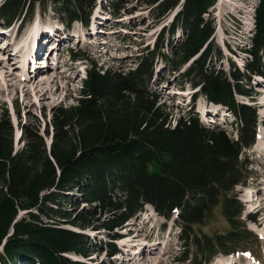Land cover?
I'll return each instance as SVG.
<instances>
[{"label":"trees","instance_id":"1","mask_svg":"<svg viewBox=\"0 0 264 264\" xmlns=\"http://www.w3.org/2000/svg\"><path fill=\"white\" fill-rule=\"evenodd\" d=\"M128 1H112L109 9L116 16ZM147 1L157 2L158 15L178 3L180 10L157 45L138 55L135 66L114 69L92 63L75 103L52 108L51 133L49 128L45 132L51 134L49 147L38 130L25 128L24 144L14 151L11 122L6 111L0 113V264H90L65 254L88 257L101 248L108 253L102 263L111 264L110 257L119 251L113 240L145 204L166 218L176 213L185 247L175 257L181 264H200L205 253L235 252L241 232L253 237L243 226L234 187L249 177L242 150L255 140L257 116L252 106L235 99L237 94L251 97L244 82L264 75V0L255 4L251 47L243 49L250 58L241 67L231 62L228 73L211 63L223 58L211 41L215 26L206 18L217 0ZM37 3L56 5L68 21L85 22L94 0H3L0 21L25 20ZM175 32L182 38L177 44L168 40ZM160 47L167 53H160ZM69 54L74 58L81 52L69 49ZM157 56L166 65L175 63L173 68L187 64L181 79L200 87L210 103L234 113L240 123L237 140L219 125L205 126L197 114L174 122L169 118L153 90ZM69 206L85 210L71 214ZM218 206L229 230L200 240L192 225ZM22 209L24 216L16 219ZM94 222L107 237L98 245L63 226L85 228Z\"/></svg>","mask_w":264,"mask_h":264},{"label":"rangeland","instance_id":"2","mask_svg":"<svg viewBox=\"0 0 264 264\" xmlns=\"http://www.w3.org/2000/svg\"><path fill=\"white\" fill-rule=\"evenodd\" d=\"M251 1L254 0H217L206 14L207 20L211 21V24L213 23L215 26L211 39L213 46H218L223 56L220 61L214 60L211 63L215 64L217 69L226 73L229 71L231 62L241 67L248 57L243 49L251 47L248 45L250 43L248 37L252 35V31H249V28L253 25L251 16L253 15L254 6L251 5ZM107 3L104 1L99 2V0L94 1L89 12V30L81 29L84 24L79 21L72 22L62 18V15L56 10L57 8L55 9L57 6L51 3L47 4L46 8L37 3L32 6L33 12L31 14L27 12L25 20H30L31 28L22 26L21 30H19V21L17 23L14 21L7 26L8 28L0 29L1 36L10 39L16 34V37L19 38L18 43H21L28 40L27 38H29L31 31L35 28L40 31L42 27L51 31L48 25L55 29V38L58 36L66 38L67 36H64V31H66L65 23H70L68 37L76 40L77 45L84 53L79 60L74 61L69 58V53L63 52L65 48L53 50L52 56L57 59V64L47 69L41 68L37 72L21 69L17 59H8L9 57L5 60L0 59V113L6 111L11 122L14 135V151L20 149L24 144L25 136L23 130L25 128L38 130L45 144L50 141V135L47 136L45 132L48 128L50 130L49 120L52 115V108L60 104L72 105L75 103L78 97V89L81 87V80L92 63L114 69H120L124 66H135L138 54L157 45L164 28L163 26L168 25L175 18L178 10H180V4L178 3L171 11L158 15L156 10L157 2L129 0L124 3L125 7L121 9L119 14L113 16L112 10L105 6ZM232 16L238 22V25L233 23L230 18ZM88 31L93 32L87 33ZM39 34H42V32L40 31ZM80 34H83V36L80 39H76ZM98 35H101L105 40L98 41ZM163 35L165 37L166 33H163ZM119 37H122L123 40ZM180 38V33H175L174 38H170L169 42H175ZM175 44H177V41ZM79 47L75 48V50L79 49ZM10 48L13 50L12 46ZM166 50L165 47L159 48L160 53H167ZM5 53L7 56L11 55L9 50ZM169 53H171L170 50ZM0 55L2 56L3 54L0 53ZM156 59L153 90L157 92L160 103L166 105L167 111L171 114L169 118L174 122L178 117L190 115L188 113L189 105L186 102L191 100L195 89H192L187 82L181 79L185 65L173 68L172 65L175 63L168 62V65H166L161 57L157 56ZM51 63L55 64L53 61ZM207 67L209 68V63H207ZM44 73L47 75L46 81L48 83L42 86L41 92H36L34 88L41 82L42 76L40 75H44ZM24 80L29 81L27 88L23 86L25 84ZM7 83H14L15 85L8 87ZM258 83L263 85L253 88V85ZM244 85L248 86L246 82H244ZM46 88L48 90L45 93ZM248 88L254 94L255 101L252 104L256 108L258 121L261 122V125L258 128V137L255 145L246 152L249 159L246 161L249 177L244 186L240 185L235 188V194L238 199L244 202L245 206L242 203L243 207L247 208L244 215L247 210L251 209L259 212L255 222L245 221L243 226L246 225L254 234H258V247L256 249L259 248V251L255 253H261L260 260H255L252 256H248L246 252L237 255L235 252L230 255H219L211 260V256L208 257L207 253H205L203 257H199V260L201 259L200 264H264V79L261 77L258 79L252 78L249 81ZM26 89L28 90V95L25 94ZM199 96L200 94L197 93V102L200 106L203 104V99L199 98ZM237 99L245 100L241 96H237ZM183 100H185L183 104L180 103ZM172 104H179L180 106L172 107ZM201 110L203 112V109ZM221 117L222 120L212 119L209 116L206 119L210 120L205 126L221 125L222 128H225L228 125L226 128L229 129V121L232 120L231 116L225 115ZM252 197L253 199H251ZM68 209L71 214L85 210L83 206H69ZM23 216L24 214L19 212L17 219ZM103 216V214L100 215V217ZM171 219L166 221V218L156 215L150 208L139 219H132L122 232L130 231L133 236L123 238L120 241L117 249H121L123 254L118 253L110 257L112 259L111 264H181V262L177 263L175 257L179 256L185 250V247L184 244L180 246V241L177 239V236H180V230H177L176 224L173 225ZM64 220L65 222L69 221L67 218H64ZM96 224L97 222H94L91 227L86 226L85 228L71 224L63 226L86 234L88 238L98 245L100 241H103V237L106 238V235L102 231L96 230ZM239 224L241 225L240 222ZM191 228L194 236L197 234L196 237L200 240H205V235L214 237L217 234H225L229 230V225L220 211V206H218L202 222L193 224ZM241 233L238 236V240L234 242V245H240L237 250L241 251L248 247L254 248L255 246L249 242L253 238L250 235L240 236ZM193 243V241H190V244L196 249ZM103 257H105L104 251L101 250L93 252L89 257L90 259L80 257L78 259L89 261L90 264H101ZM204 258H207L206 261L203 260ZM186 264H194V262L189 261Z\"/></svg>","mask_w":264,"mask_h":264},{"label":"bare ground","instance_id":"3","mask_svg":"<svg viewBox=\"0 0 264 264\" xmlns=\"http://www.w3.org/2000/svg\"><path fill=\"white\" fill-rule=\"evenodd\" d=\"M37 25V24H36ZM50 26V25H49ZM38 29V28H37ZM40 31L42 32V34L43 35H45V36H50L48 33H46V32H44V29L41 27V29H40ZM50 37H53V36H50ZM19 52H21L20 50H19ZM0 57H2L1 55H0ZM46 73H44V75L43 74H41L40 76H42V80H41V82L40 83H38L37 85H36V87L34 88L35 90H36V92H41L42 90H41V88H42V86L44 85V84H46V83H48L47 81H46V76L47 75H45ZM56 77V76H55ZM24 82H25V84L23 85V86H27L28 85V83H29V81H26V80H24ZM10 85H15L14 83H7V86L8 87H10ZM27 88V87H26ZM47 90H48V88H46V91H45V93L47 92ZM25 94H27L28 95V90L26 89V91H25ZM44 94V93H43ZM201 109H203V108H201ZM203 111H204V109H203ZM202 113H204V112H202ZM251 199H253V197L251 198ZM133 239H135V238H133ZM132 240V239H131Z\"/></svg>","mask_w":264,"mask_h":264},{"label":"water","instance_id":"4","mask_svg":"<svg viewBox=\"0 0 264 264\" xmlns=\"http://www.w3.org/2000/svg\"><path fill=\"white\" fill-rule=\"evenodd\" d=\"M19 212H22V214H24V213L26 212V210H25V209H22V210H19L18 213H19ZM17 218H18V214H17V216H16V219H17ZM19 218H20V217H19Z\"/></svg>","mask_w":264,"mask_h":264}]
</instances>
